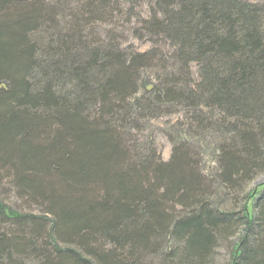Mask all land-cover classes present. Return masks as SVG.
<instances>
[{"label": "trees", "instance_id": "1", "mask_svg": "<svg viewBox=\"0 0 264 264\" xmlns=\"http://www.w3.org/2000/svg\"><path fill=\"white\" fill-rule=\"evenodd\" d=\"M262 175L264 0H0V264H264Z\"/></svg>", "mask_w": 264, "mask_h": 264}, {"label": "rangeland", "instance_id": "2", "mask_svg": "<svg viewBox=\"0 0 264 264\" xmlns=\"http://www.w3.org/2000/svg\"><path fill=\"white\" fill-rule=\"evenodd\" d=\"M252 1L258 2L259 0H252ZM120 25H121V23H120ZM121 27H122V29H119L118 33H121L122 35L124 34L126 37H128L127 40L122 41V42H124V46L125 47H127L128 45H133V46H135L136 48H138L141 51H145V50L149 49V47H150L149 44H147V43L145 44V43H141V42H135L133 40V38L130 36V33H127L128 27L126 25H124V26L121 25ZM157 125H159V123H157ZM157 143H158V146H159V151L161 153L162 159L164 161H168L170 156H171V153H172V145L163 136H159L158 137ZM262 184H264V175L258 177L251 184L250 189H253V188H255V187L259 186V185H262ZM12 205L16 206L15 200H13ZM229 256H230V248H229V245L225 244L219 250L215 264H227V262L229 260Z\"/></svg>", "mask_w": 264, "mask_h": 264}]
</instances>
